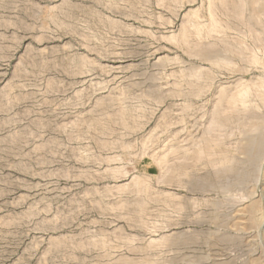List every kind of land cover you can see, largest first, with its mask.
<instances>
[{"label": "rangeland", "instance_id": "374dc122", "mask_svg": "<svg viewBox=\"0 0 264 264\" xmlns=\"http://www.w3.org/2000/svg\"><path fill=\"white\" fill-rule=\"evenodd\" d=\"M256 6L0 0V264H264Z\"/></svg>", "mask_w": 264, "mask_h": 264}, {"label": "bare ground", "instance_id": "6f19581e", "mask_svg": "<svg viewBox=\"0 0 264 264\" xmlns=\"http://www.w3.org/2000/svg\"><path fill=\"white\" fill-rule=\"evenodd\" d=\"M256 4H257V6L256 7H254L253 8V11H254V13H256V15L258 16V17H262V15L264 16V3H262V2H260V0H256ZM240 5V4H239ZM239 8H236L235 9V11L236 10H238ZM236 14V13H235ZM255 16V15H254ZM261 23H262V25H263V27H264V21H263V19L261 18ZM250 36V35H249ZM252 36H254V35H252ZM254 38V40L255 41H258V42H263V40L262 39H259V40H257V38L254 36L253 37ZM262 46H264V44H262ZM263 50V49H262ZM261 52V51H260ZM233 53V52H232ZM231 53V54H232ZM220 55H223V53H222V51H220V53H219ZM233 56V55H232ZM228 63V62H227ZM223 73V72H222ZM240 98V99H239ZM239 98L237 97L234 101L236 102V101H245L246 99H247V96H245V94H242V95H240L239 96ZM242 103V102H241ZM256 138L255 137H252V136H250L248 139H247V142H246V146H245V149L248 151V149H252V147H255V142H256ZM259 140V139H258Z\"/></svg>", "mask_w": 264, "mask_h": 264}]
</instances>
